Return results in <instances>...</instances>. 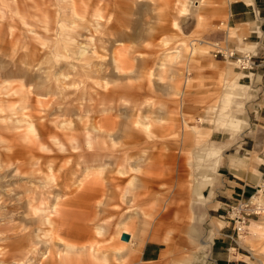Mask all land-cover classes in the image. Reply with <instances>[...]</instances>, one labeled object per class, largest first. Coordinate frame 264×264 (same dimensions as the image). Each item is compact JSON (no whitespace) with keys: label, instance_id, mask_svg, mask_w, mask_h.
<instances>
[{"label":"rangeland","instance_id":"374dc122","mask_svg":"<svg viewBox=\"0 0 264 264\" xmlns=\"http://www.w3.org/2000/svg\"><path fill=\"white\" fill-rule=\"evenodd\" d=\"M223 1L0 0V264L48 250L56 264H143L147 242L163 249L152 264L206 262L214 222L197 223L190 196L209 197L216 177L204 145L228 139V154L254 139L264 158V57L232 65L249 31L232 39ZM235 77L248 96L229 108L246 122L230 136L217 124ZM255 193L241 232L218 218L236 264H264V180Z\"/></svg>","mask_w":264,"mask_h":264},{"label":"crops","instance_id":"0c3cea01","mask_svg":"<svg viewBox=\"0 0 264 264\" xmlns=\"http://www.w3.org/2000/svg\"><path fill=\"white\" fill-rule=\"evenodd\" d=\"M220 4L219 8H215V10L220 13L221 11H226V24L228 30H231L230 34L232 39L235 37L239 41L242 40L232 29L247 27L249 31L248 38L250 42L245 43L237 50L240 53H249V49L255 48L258 55L264 57V0H225ZM203 53L208 54L207 51ZM232 65L238 67L237 62H233ZM218 72L219 76L224 77V70L220 69ZM225 89L226 93L222 97L225 100L227 99L229 103L223 105H226L228 109L224 110L225 113H218L219 120H217L219 123L217 125L227 130L228 135L233 136L239 131L240 126L246 122V119L234 117L229 107L236 108V105H240L239 102L234 100L247 97L248 86L239 82L238 78L235 77V80H228L225 83ZM229 89H234V93L231 92L233 90ZM257 115L260 117L261 123H264V110L258 111ZM253 125L264 128V125L261 124ZM198 135L201 134L198 133ZM228 142V139L224 141L210 139L208 145H204L208 151L205 157L208 162L207 165L211 168V174L216 177L213 182L210 181V183L203 184L212 188L209 197L203 193L205 189L202 190L196 186L191 189L190 194L196 200H203L202 206L198 207L201 213L199 218L196 217L198 220L197 223L204 224L208 220L214 222L213 227L206 231V235L201 241V249L198 251L201 254L206 253L202 255L206 259L204 264H236L237 261H241L236 260L237 256L243 255L236 252L234 232L225 231V227L221 229V223L218 218H224V213L227 212L225 207L229 202L238 200L239 198L244 200L251 198L250 200H254L256 198L254 196L256 194L255 192L259 191L264 180V173L262 172L264 170V164L250 161L252 158L261 161L264 160L262 157L263 143L250 139V149L241 146V152H239L237 150L238 146H236L233 149L234 152L226 154L224 151L228 148ZM243 143H247V141ZM253 152L256 156H250L254 154ZM247 154H249V157H247ZM205 178L207 180L211 179L210 176H206ZM212 195H214V199L212 202L213 208L210 209L212 213L210 216L207 212L206 205L210 202V199L213 197ZM225 224L227 225L229 222ZM146 240H152L151 236L146 238ZM162 252L163 249L159 244L147 242L140 247L136 257L140 258V262L143 264H152L160 259Z\"/></svg>","mask_w":264,"mask_h":264},{"label":"built area","instance_id":"2783aa9c","mask_svg":"<svg viewBox=\"0 0 264 264\" xmlns=\"http://www.w3.org/2000/svg\"><path fill=\"white\" fill-rule=\"evenodd\" d=\"M217 55H224L222 53V51L218 50L215 53V56ZM229 57H233V54H229ZM253 55H251L250 53H245L243 55H239L236 58L235 62H238V68H240L241 70H251L253 69L254 66V61H253ZM250 201V200H249ZM227 215H233V217H231V221H233L234 225H233V231H236L237 234L239 232H241L244 228V225L246 223V217L250 216L252 212H255L253 210L248 209V201L244 200L242 198H239L238 200H234L233 202L229 203L227 205ZM256 210H259L258 208H255ZM240 211H246L248 213H245L243 215H241L239 212ZM239 213V215L237 216V214Z\"/></svg>","mask_w":264,"mask_h":264},{"label":"bare ground","instance_id":"6f19581e","mask_svg":"<svg viewBox=\"0 0 264 264\" xmlns=\"http://www.w3.org/2000/svg\"><path fill=\"white\" fill-rule=\"evenodd\" d=\"M177 56V55H176ZM237 65H238V62H237ZM69 199V198H68ZM256 199V198H255ZM54 247H55V245H54ZM65 247V246H64ZM31 248L33 249V245H31L30 247L28 246V252H27V254L25 255V256H27L28 254H33V250H31ZM48 249V248H47ZM55 249V248H54ZM65 249H68V250H70V246L69 247H67V248H65ZM47 251V250H46ZM35 252V251H34ZM54 252L53 251H49L48 250V252L46 253L47 255H45V258H46V260H44V261H37L36 260V256H33L32 255V257L28 260V262H29V264H56V263H54V254H53ZM67 254V253H66ZM8 256V255H7ZM3 258V257H2ZM6 258V257H5ZM25 258V257H24ZM25 260H27V258L25 259ZM15 261V260H14ZM56 261V260H55ZM59 264V263H58Z\"/></svg>","mask_w":264,"mask_h":264},{"label":"water","instance_id":"95a60500","mask_svg":"<svg viewBox=\"0 0 264 264\" xmlns=\"http://www.w3.org/2000/svg\"><path fill=\"white\" fill-rule=\"evenodd\" d=\"M121 240L124 241V242H127V241H129V236L126 235V234H123V235L121 236Z\"/></svg>","mask_w":264,"mask_h":264}]
</instances>
